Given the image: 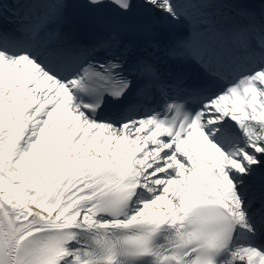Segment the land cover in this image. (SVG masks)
<instances>
[{"label":"snow or ice","instance_id":"snow-or-ice-1","mask_svg":"<svg viewBox=\"0 0 264 264\" xmlns=\"http://www.w3.org/2000/svg\"><path fill=\"white\" fill-rule=\"evenodd\" d=\"M0 264H264V0H0Z\"/></svg>","mask_w":264,"mask_h":264}]
</instances>
